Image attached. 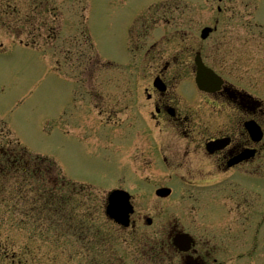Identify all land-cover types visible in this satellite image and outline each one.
I'll use <instances>...</instances> for the list:
<instances>
[{
  "label": "flooded vegetation",
  "instance_id": "flooded-vegetation-1",
  "mask_svg": "<svg viewBox=\"0 0 264 264\" xmlns=\"http://www.w3.org/2000/svg\"><path fill=\"white\" fill-rule=\"evenodd\" d=\"M58 3L0 0V29L10 26L15 31L24 28L48 34V22L39 15L55 11ZM177 10L156 8L130 27V46L141 55V64L136 67L142 80L127 77L112 81L106 96L99 93L97 84L88 87L100 115L105 112L100 106L102 98L110 119L128 115L132 107L131 115L139 123L134 121V127L146 130L154 153V160L142 165L136 177L139 184L150 186L149 192L130 193L133 212L129 225L112 226L116 234L107 236L108 256L95 258L93 264H238L241 257L252 256V215L264 217V195L259 209H252L249 203L246 210L240 201L251 197L241 186L252 188V179L264 180V105L253 97L252 86L242 87L225 64L214 68L200 45L195 51L222 79L213 93L197 89L190 59L181 63L188 54L192 56V48L188 53L186 49L176 51L182 57L175 52L170 57L160 54L166 36L174 42V37L188 35L177 26L172 29L177 24ZM179 11L186 14L185 9ZM161 22L168 25L167 32H155ZM218 27L216 21V30ZM258 37L264 40V35ZM235 40V35L223 33L218 38L219 47L229 54ZM150 76L159 81L148 80ZM144 101L150 110L147 114ZM246 124L261 135L259 141L252 140ZM112 129L105 137L115 149L111 164L117 165L124 160L118 159L121 156L116 151L132 142L128 130L112 134ZM246 151L249 154L241 159ZM179 182L187 188L180 187ZM165 188L174 192H157ZM258 188L264 191V185ZM117 240L122 241L121 246L115 245ZM242 244L248 248L246 252H241Z\"/></svg>",
  "mask_w": 264,
  "mask_h": 264
},
{
  "label": "rangeland",
  "instance_id": "rangeland-1",
  "mask_svg": "<svg viewBox=\"0 0 264 264\" xmlns=\"http://www.w3.org/2000/svg\"><path fill=\"white\" fill-rule=\"evenodd\" d=\"M163 1L165 0H65L61 15L65 37L69 41H63V52L70 48L73 57H69V61H65L59 68L53 65L52 60L53 56L57 59V55H53L48 48L45 50L40 47L32 48L25 37L22 38L23 45L8 40L0 43L2 45L0 46V119L7 124L27 150L53 158L67 178L73 182L90 185L85 190L86 194L91 193L90 196L85 195L86 197L82 198V201L86 200L84 206H81V203L76 204L74 212L71 210L66 213L61 222L58 221L54 226L48 223L35 224L28 217L23 216L20 209L12 208L7 203L0 205V264H89L93 255L108 256L104 242L97 245L94 244V239L96 240V237L100 239L102 234L111 235L113 229L110 225L114 223L103 215L106 187L115 181L113 168L105 160L108 151L104 145L114 151L115 149L111 139L108 141L102 136H97L98 145L93 141L80 143L74 139L77 134L84 140L86 137L82 135L80 128H74L71 119L76 115L80 118L82 114L92 113L87 96L78 98L73 95L70 77L72 78V74L76 73L73 60L79 57L74 51L87 53L88 48L87 40L84 41V33L81 37L77 36L75 30L77 28L80 32L87 30L95 52L100 58L98 59L103 63L104 60H108L116 66L111 68L113 73L104 71L88 78L91 81H98L99 93L106 96L107 87L112 82L111 75L114 81L121 80L120 75L114 73L113 69L119 70V66L126 64L130 59L123 48L125 23L130 21L141 8ZM218 1L182 0L171 4L176 8L186 7V14L177 10V24H174L172 29L177 26L178 29L188 32V35L183 33L182 36L174 37V42L169 35L166 36L164 39L167 42L160 54L170 57L175 52L178 57H182V53L179 55L176 51L186 49L188 53L192 48L195 52L200 45L214 68L224 67L225 64L230 71L228 73L234 79L245 86H252V94L264 100V40L258 37L264 31V21H260L252 12L260 7L264 13V3L261 4L264 0ZM22 6L25 5L22 3ZM217 6L222 8L220 12L217 11ZM216 20L219 22L218 30L205 42L200 43L201 28L212 27ZM165 29L167 30V27ZM223 33L235 35L239 43L237 46L235 40V46L229 54L219 47L218 38ZM80 39L82 43L78 44V48L74 44L75 40L79 42ZM182 41H185V44ZM24 43L29 46H25ZM188 57L189 54L182 58L181 63L188 59L192 61L194 54ZM58 58L62 60L65 57L62 54L58 55ZM130 71L124 72L123 75L126 73L131 75L133 70ZM152 78L153 76L150 80ZM112 86L114 87L113 84ZM86 90L88 91L87 86ZM145 102H143L144 112L147 114L150 110L145 107ZM131 113H133L132 107L128 115H116L111 118L114 127L111 133L128 130V140L132 142L129 146L120 147L118 152L116 151V154L121 156L118 159L128 161V166L123 167L124 162L117 165L115 163L114 166L125 168L122 175L117 174L116 180H120V184L123 183L133 194L139 195L148 193L150 186L135 183V176L141 171L142 165H148L154 160L151 159L154 153L146 130L142 126L138 130L134 127L136 119ZM104 117L109 118L108 114ZM151 122L153 124V121ZM136 123L139 124L137 121ZM97 128L100 130L105 127L99 121ZM83 129L86 130L84 127ZM91 132L94 134L93 131ZM5 134L3 131L0 140H8ZM258 181L260 182V179L252 180V187L260 185ZM241 188L242 192H246L251 197L249 201L241 199L244 209H249V203L252 209H259L260 195L263 198L264 192L245 185ZM75 201L77 199L74 201L72 199L69 205L75 204ZM92 205H95L94 211ZM243 205L240 206L241 209ZM86 212L90 213L91 220L88 214H84L86 219L82 217ZM79 222L89 228L78 232V239L72 235L63 238L52 232L55 226L57 230L62 228L72 231L75 225H80ZM109 229L110 232H106ZM95 231L97 233L93 235ZM241 232L245 233L242 230ZM251 232L252 256L241 257L238 264H264V217L252 215ZM244 239V234H241L240 240ZM247 250L248 248H244L242 244L241 252Z\"/></svg>",
  "mask_w": 264,
  "mask_h": 264
},
{
  "label": "trees",
  "instance_id": "trees-1",
  "mask_svg": "<svg viewBox=\"0 0 264 264\" xmlns=\"http://www.w3.org/2000/svg\"><path fill=\"white\" fill-rule=\"evenodd\" d=\"M3 144L0 142V205L12 203L35 224L57 225L64 218L63 201L52 186H56L53 181L59 178V169L47 158L29 154L17 142L11 140L7 148Z\"/></svg>",
  "mask_w": 264,
  "mask_h": 264
},
{
  "label": "water",
  "instance_id": "water-1",
  "mask_svg": "<svg viewBox=\"0 0 264 264\" xmlns=\"http://www.w3.org/2000/svg\"><path fill=\"white\" fill-rule=\"evenodd\" d=\"M206 73H208V72H206Z\"/></svg>",
  "mask_w": 264,
  "mask_h": 264
}]
</instances>
